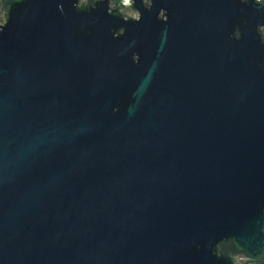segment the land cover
<instances>
[{
	"label": "water",
	"instance_id": "obj_1",
	"mask_svg": "<svg viewBox=\"0 0 264 264\" xmlns=\"http://www.w3.org/2000/svg\"><path fill=\"white\" fill-rule=\"evenodd\" d=\"M0 264H264V0H0Z\"/></svg>",
	"mask_w": 264,
	"mask_h": 264
},
{
	"label": "built area",
	"instance_id": "obj_2",
	"mask_svg": "<svg viewBox=\"0 0 264 264\" xmlns=\"http://www.w3.org/2000/svg\"><path fill=\"white\" fill-rule=\"evenodd\" d=\"M241 259H243V257H241Z\"/></svg>",
	"mask_w": 264,
	"mask_h": 264
},
{
	"label": "trees",
	"instance_id": "obj_3",
	"mask_svg": "<svg viewBox=\"0 0 264 264\" xmlns=\"http://www.w3.org/2000/svg\"><path fill=\"white\" fill-rule=\"evenodd\" d=\"M116 1V0H115Z\"/></svg>",
	"mask_w": 264,
	"mask_h": 264
}]
</instances>
